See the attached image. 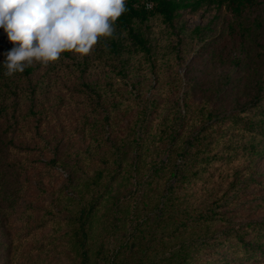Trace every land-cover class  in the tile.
Returning <instances> with one entry per match:
<instances>
[{
  "label": "rangeland",
  "instance_id": "1",
  "mask_svg": "<svg viewBox=\"0 0 264 264\" xmlns=\"http://www.w3.org/2000/svg\"><path fill=\"white\" fill-rule=\"evenodd\" d=\"M261 1L236 22L225 7H212L185 14L170 28L155 25L150 31L152 53H169L173 66L157 86L148 64L131 76H116L110 68L80 72L75 66L81 57L73 53L47 67L34 63L27 77L0 73V264H79L68 232L75 212L97 194L87 238L89 264H109L120 244L129 247L137 233L152 247L148 253L158 252L159 264L181 241L197 240L196 249H187L185 263L197 264L196 257L215 258L226 250L216 252L215 237L247 222L264 221V144L254 145L263 149L255 154L242 148L251 138L243 128L247 117L258 112L254 106L260 104L264 114ZM259 16L262 24L257 27L253 21ZM12 47L0 28V66ZM174 74L175 88L170 84ZM151 97L159 105L152 110L147 133L159 135V127L172 126L179 140L189 144L176 162L186 161L180 170L186 179L192 177L184 188H168L173 178L163 184L166 172L154 177L157 188L144 185L153 175L151 166L138 173L130 170L128 125ZM185 100L191 110L200 106L211 112V118L196 124L185 118ZM117 102L123 105L115 111L113 125H104V111ZM176 103L175 118L181 117L173 125L169 113L175 112ZM166 117L171 121L162 124ZM84 118L96 123L90 135L80 130ZM217 144L223 149L231 144L233 150L222 152ZM162 146L156 144L159 157L149 154L146 163L166 158ZM206 157L211 159L208 166L198 164ZM143 193L154 196L150 207L139 205ZM201 215L200 228L190 227L182 236L172 233L175 219Z\"/></svg>",
  "mask_w": 264,
  "mask_h": 264
},
{
  "label": "trees",
  "instance_id": "2",
  "mask_svg": "<svg viewBox=\"0 0 264 264\" xmlns=\"http://www.w3.org/2000/svg\"><path fill=\"white\" fill-rule=\"evenodd\" d=\"M259 3V0H127L128 11L116 21L114 38H102L91 54L81 57L75 67L79 68L80 72H86L88 69L97 70L110 68L115 72L116 76H131L134 73L144 72L146 70L145 66L148 64L150 71H153L152 73L155 74L157 86L167 70L172 73L173 66L169 53L163 54L162 56L152 53L150 34H153V32L150 33V31L155 25L158 24V27L163 26L170 28L173 27V22L180 19L183 15L196 14L199 11L206 12V10L212 7H225L233 14L234 22H236V20L239 21L242 19L245 11L250 10ZM261 3L264 4V0L261 1ZM147 4L151 5V7L147 8ZM253 22L257 27L262 24L260 16L256 17ZM240 30L243 32L245 29L241 27ZM69 56L70 52L63 53L58 62H63L64 58ZM4 71V67L0 66V73L4 74ZM33 71L34 67L30 66L26 68L23 73L16 74H21V78H23L29 76ZM127 72L129 73L127 74ZM115 75L111 76V78H115ZM174 76L170 84H173L175 88L178 84V78L176 74H174ZM170 84L165 85L169 86ZM158 103L156 99H152V97L148 98V100L144 101V107H142V109L140 108V111L136 113L133 122L128 125V128L131 127L132 129L130 150L133 154L131 157L130 170L132 173H138L139 170L151 166V168H153V175L145 179L143 182L144 185L153 184V186L157 188L160 183L156 180L154 181V177H159V172H166L168 177L163 184L169 183L168 179L173 178V184H167L168 188H184L191 182L192 177L186 179L180 170L186 161H183L179 166L176 162L188 152V142L185 144V142L179 140V135L177 133L178 129L176 130L175 127L168 125L163 129H160V127L158 128L159 132H161L159 135L151 133L152 136L148 137L151 134L147 133V123H149L150 116L153 114V108L158 106ZM122 105V103L117 102L111 105L112 110L104 111L102 117L104 119V125L110 127L113 125L112 118H114V113L115 111H120ZM184 105V117L193 118L195 124L197 121L204 122L212 116L211 112H203L200 106H194V109L191 110V106L187 100H185ZM254 107L258 109V112L247 117L245 121L247 125L243 128L251 134V138L249 143L242 144V148L246 150L249 149L251 154L260 153L263 150L262 148L255 147V144L259 143V141H263L264 144V114L260 111L263 107L260 104ZM173 110H175V112L169 113V115L174 118L172 123L175 125L177 121L179 122L181 117L180 115L179 118H175V114L179 115V106L177 103L174 105ZM173 110H171V112H173ZM152 118L154 119V117ZM170 121V117H166L161 123L164 124ZM95 124V122L88 121L87 118H84L80 130L84 132L85 135H90V131L96 129ZM113 128H115V126H113ZM254 134H256V136ZM163 137H165L167 143H165ZM95 140L96 138L92 137V141L94 142ZM158 142H162L165 145L162 146V152L166 153V158L159 162L146 163L149 154L158 156L157 151L160 148H156ZM218 146L219 150L222 152L233 150L231 144L226 145V149L221 148L220 145ZM89 153H92L91 145L89 146ZM216 156L218 157V155ZM207 158L208 157L201 160L198 164L208 166L211 159L207 160ZM122 159L123 158L120 160ZM176 165L180 168H177ZM100 175L101 174H98V176ZM137 184H140L139 180ZM98 198L99 196L97 194L75 212L74 218L72 219L73 226L70 227L68 232L73 245L78 248L79 264H89L90 262L87 251V238L90 232V225L98 206ZM153 199V195L143 193L140 196L139 205L142 204L143 207H150ZM202 216L203 215L198 216L197 218L185 217L182 220L175 219L172 221V233L177 232V236H182L187 233V229L190 227L200 228L204 221L201 220ZM138 222L139 221H137L135 227L140 229L142 224H138ZM138 234L139 233L131 240V245L129 247L120 244V247L109 264H144V260L152 258H154L153 260L155 262L149 261L147 264L160 263L156 262L155 259L158 252H155V255L148 253L147 250L152 247L146 244L147 241L144 239L145 236ZM135 239H137V241H135ZM189 240L181 241L178 248L170 252L164 264H185L188 261L187 249L190 247L196 249L198 247L197 240L193 238ZM212 246L216 248V252L224 246L227 248L223 253L217 252L215 258L212 256H208L206 259H199L196 257L195 261L199 262L197 264H231L234 262H239V264H264V221L247 222L238 227H233L222 235L215 237ZM95 262H97V260Z\"/></svg>",
  "mask_w": 264,
  "mask_h": 264
},
{
  "label": "clouds",
  "instance_id": "3",
  "mask_svg": "<svg viewBox=\"0 0 264 264\" xmlns=\"http://www.w3.org/2000/svg\"><path fill=\"white\" fill-rule=\"evenodd\" d=\"M127 11V0H0V28L13 44L3 54L4 76L47 67L65 52L90 55L102 38H114Z\"/></svg>",
  "mask_w": 264,
  "mask_h": 264
},
{
  "label": "built area",
  "instance_id": "4",
  "mask_svg": "<svg viewBox=\"0 0 264 264\" xmlns=\"http://www.w3.org/2000/svg\"><path fill=\"white\" fill-rule=\"evenodd\" d=\"M147 5H149V4H147ZM147 8H149V7H147Z\"/></svg>",
  "mask_w": 264,
  "mask_h": 264
}]
</instances>
